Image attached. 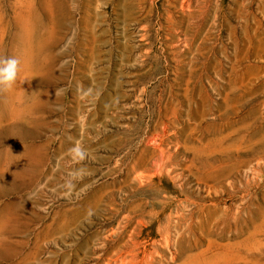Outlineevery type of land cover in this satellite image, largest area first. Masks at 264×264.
<instances>
[{
  "label": "rangeland",
  "instance_id": "rangeland-1",
  "mask_svg": "<svg viewBox=\"0 0 264 264\" xmlns=\"http://www.w3.org/2000/svg\"><path fill=\"white\" fill-rule=\"evenodd\" d=\"M2 57L0 264H264V0H0Z\"/></svg>",
  "mask_w": 264,
  "mask_h": 264
},
{
  "label": "clouds",
  "instance_id": "clouds-1",
  "mask_svg": "<svg viewBox=\"0 0 264 264\" xmlns=\"http://www.w3.org/2000/svg\"><path fill=\"white\" fill-rule=\"evenodd\" d=\"M20 73V61L15 57L0 58V89L10 88L16 81ZM70 153L74 158L85 159L88 155L87 150L80 144L71 148Z\"/></svg>",
  "mask_w": 264,
  "mask_h": 264
},
{
  "label": "bare ground",
  "instance_id": "bare-ground-1",
  "mask_svg": "<svg viewBox=\"0 0 264 264\" xmlns=\"http://www.w3.org/2000/svg\"><path fill=\"white\" fill-rule=\"evenodd\" d=\"M31 26H32V25H31ZM25 66H26V65H25ZM27 66H28V65H27ZM31 148H32V147H31ZM4 227H5V226H4ZM5 228H6V227H5ZM2 232H3V231H2ZM2 232H1V233H2ZM26 235H27V234H26Z\"/></svg>",
  "mask_w": 264,
  "mask_h": 264
}]
</instances>
